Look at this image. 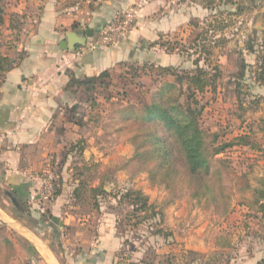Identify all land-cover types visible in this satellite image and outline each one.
Wrapping results in <instances>:
<instances>
[{"label":"crops","instance_id":"obj_1","mask_svg":"<svg viewBox=\"0 0 264 264\" xmlns=\"http://www.w3.org/2000/svg\"><path fill=\"white\" fill-rule=\"evenodd\" d=\"M215 3L216 0H181L178 4L175 0H90L83 4L84 15L78 19L75 4L66 6L61 0H20L15 11L27 14L24 16L27 21H21L17 29L20 41L17 40L14 51L2 43L0 46V57L15 62L0 72V240L11 245L8 250L0 243V264H12L14 259H18V264L125 263L121 255L125 254L128 240L119 233L117 204L110 200V186L93 184L87 189L82 183L81 198L74 195L79 182L72 177L70 158L74 153L69 151L80 142L83 149L79 158L84 157L86 162L93 159L96 151L92 147L88 151L92 146L90 137L76 132L77 125L67 118L61 120L62 112L74 105L71 106L73 92L68 87L70 75L83 80L104 71L116 73L120 66L135 62L155 65L163 62L165 67H172L165 63L172 52H161L159 44H184L195 37L207 23L205 18L214 16ZM134 6L141 9L133 31L125 40L80 56L76 49L67 48L68 33L85 37L90 31L88 41L108 21ZM35 15L38 18L32 22L30 17ZM4 24L2 19L0 30ZM3 30L5 35H11V27ZM176 53L181 55L178 51L173 55ZM259 159L264 168V161ZM263 176L264 171L260 178ZM86 189L101 190L107 195L104 199L92 196L87 200L82 197ZM137 191L156 206L145 192ZM92 202L98 205V212L91 207L84 214L83 204L89 207ZM162 215L163 229L171 234L170 239L178 240L176 233L185 230L180 223L188 216L187 211L176 206L163 210ZM172 216L177 226L180 224V228L174 229L176 233L168 225ZM204 222L197 218L195 232L205 230L208 222ZM257 235L264 239L258 221ZM225 247L228 249L195 248L183 253L199 254L201 261L210 255L214 259L224 251L234 255V247L229 243ZM131 254L126 263L131 262L128 260ZM240 254L239 264L264 260V255L254 254L250 258L249 253Z\"/></svg>","mask_w":264,"mask_h":264},{"label":"rangeland","instance_id":"obj_2","mask_svg":"<svg viewBox=\"0 0 264 264\" xmlns=\"http://www.w3.org/2000/svg\"><path fill=\"white\" fill-rule=\"evenodd\" d=\"M89 1L61 0L66 6L77 5L74 12L79 17L78 19L84 15L83 4ZM180 1L175 0L177 4ZM19 2L20 0H0V17L5 21L4 27H2H11L12 29L11 35L8 33L5 35L1 27L0 46L1 43L6 45L9 51H14L15 45L18 43L17 40L20 41V38L17 39V29L21 25V21L24 23L27 21L25 18L27 17L26 13L19 14L15 11ZM237 2L242 12L234 16H228V13L236 8L232 3ZM135 7L140 11V6ZM214 13V16L209 15L205 18L207 23L212 24V27L215 28V39L212 43L216 47L211 50L212 54L209 58L213 62V66L218 65L222 78L218 81L216 92H207L198 97L199 99L202 98L200 106H206L200 117V125L205 133L210 136L217 135L215 145L225 143V141L229 142L238 134L248 132L250 129L259 138L261 136L262 120H264V87L248 79L246 85L250 86V89L248 90L246 86L242 88L243 92L239 93L237 100L231 81L232 75L238 71L240 72L241 62L251 66V69L246 70L250 76L253 74L249 71L256 69L255 56L242 50L253 39L257 43L262 42L264 39V0H216ZM30 18L32 22H36L38 17L35 15ZM223 20L227 28L220 30ZM206 25L202 26L205 30L208 28ZM193 38L194 36L189 39V42H193ZM184 44L186 49L191 47L189 43ZM255 48H257V45ZM159 50L164 51L162 48ZM194 51H188L189 56L185 53L173 55L174 52H172V56H169V60L165 63L173 68L181 67L183 70H192L193 61L197 56H200V53ZM15 56L14 54L12 58ZM200 58H204V55H201ZM144 63L135 62V64L130 65V63L128 65L136 68V66H141ZM160 63V65L164 64L163 62ZM199 65L204 67L202 61ZM110 77L111 86H114L109 89L111 93L100 88L96 92L88 91L84 86L71 88V90H76L74 94H70L73 98L71 106L73 104L77 106L75 117L82 124L76 126L75 130L76 132L81 131L90 137L92 146L88 148V151L92 147L96 154L93 153V159L86 162L83 159L84 157L79 158L74 152V156L70 158V168H72V177L78 182L85 183L87 189L89 185L93 184L103 187L110 186V200L115 201L117 204L115 214H117L119 223L116 221V224L119 233L123 235L125 240H128L124 249L126 255H121L124 264H166L167 257H164V255L168 252H172L170 256L174 257V264H239L242 257L241 251L249 253L248 257L250 258H253L254 254L264 255V239L257 235V221L246 217L249 210L244 207V204L250 202L252 193L248 190L242 191L237 186V176H234L231 170L224 180V185L226 189L229 188V194L231 195L230 211L225 215L226 219L221 214V209H214L213 206H209L205 201L207 200L205 197L201 199L192 198L191 191L185 189L182 185L171 186L172 188L166 189L163 185L150 181L147 170L134 158V146L130 142L140 126L137 123L126 122L119 111L129 104L139 105L137 102L138 92L135 89L136 83L141 81L148 87L151 82L147 77H142L139 80L135 76V72L127 68L126 64L117 68V72L112 73ZM96 93L98 96H95ZM108 96L111 98L106 100ZM145 97L149 102L148 96L145 95ZM239 105H241V108ZM61 111L63 110L61 109ZM62 114L61 120L68 117V111L62 112ZM214 161L218 163L219 167L223 166L226 173V167L234 169L237 175L249 170L247 181L250 186L255 188L264 171L259 157L249 150L234 148L223 155L214 157ZM88 166L90 167L88 168ZM240 186H243V184L240 183ZM87 189L82 197L91 200L93 194ZM125 189L145 192L148 198L156 203L157 209L161 208L162 211L172 210L176 206L184 207L188 216H185L184 224H180L185 226V230L176 233L174 229L180 228V224L177 226L173 216L168 224L177 234L176 239L178 238V240L175 241L174 238L164 240L161 237L154 236L153 234L157 230L154 222H157V220H149L135 227L130 225L134 223V220H130L127 224L125 217L128 216L130 207L126 205H121V207L118 203V199L122 194L121 191ZM0 196H2V193H0ZM99 197L104 199L106 196L101 195ZM83 205L82 212L84 214H87L91 207L94 211H97L93 202L89 207ZM190 217L193 222H191ZM197 218L200 221L204 222L205 220L208 222L203 232H195L194 227ZM162 225L160 228H164ZM228 243L236 250L234 255L224 251L219 256H215L214 259L211 258V255L202 261L198 257L191 258L194 260L191 263L187 253H183L184 250H196L195 248L197 250H212L218 246L223 250H227L228 248L226 249L225 245ZM217 244L218 246H216ZM130 252H133L135 257ZM130 254L131 258H128V260H131V262L126 263V259ZM17 262L18 259H14L12 264H18Z\"/></svg>","mask_w":264,"mask_h":264},{"label":"trees","instance_id":"obj_3","mask_svg":"<svg viewBox=\"0 0 264 264\" xmlns=\"http://www.w3.org/2000/svg\"><path fill=\"white\" fill-rule=\"evenodd\" d=\"M232 5L236 6L235 12L230 11L228 16H234L242 12L238 2L232 3ZM1 22L2 18L0 17V24ZM206 24L208 28L198 32L193 38V42H189V40L185 42L191 45L187 49L185 44L178 42L175 44H172L173 42H161L159 44V47L167 53L178 51L188 56V51L195 50V53H200V56H197L193 61L192 70L188 71L183 70L181 67H165L150 63H144L133 68L130 66L132 64H126L127 68L135 72V76L139 80L142 77H147L151 84L147 87L141 81L136 83L135 89L138 92L137 102L139 105L129 104L121 108L119 113L126 122L137 123L140 126L130 142L134 146V158L147 170L151 182L161 184L166 189L172 188L171 186L182 185V187L191 191L192 198L201 199L205 197L207 199L205 201L209 206H213L214 209H221V214L225 216L230 211L231 195L229 194V188L226 189L224 185V180L231 170L232 174L237 176V186L242 191L248 190L252 193L250 202L244 204V207L249 210L246 217L257 220L262 233H264V176L257 182V187L252 190L247 181L249 170L237 175L234 169L226 167V173L223 166L219 167L218 163L214 161V157L223 155L234 148L249 150L264 161V120H262L261 136L259 138L250 129L248 132L238 134L229 142L225 141V143L218 145H215L217 135L210 136L205 133L200 125V117L206 106H200L202 98L199 99L198 97L207 92H216L218 81L222 78L218 65L213 66V62L209 58L212 54L211 50L216 47L212 43L215 39V28L212 27V24ZM225 28H227V25L223 20L220 30ZM256 45L257 48H255ZM242 51L254 55L257 66L254 71H249L253 74L250 76L246 70L251 69V66L241 62L240 72L238 71L232 75L231 84L237 100L239 93L243 92L242 88L246 86L248 90L250 89V86L246 85L248 79L264 87V39L260 43L253 39ZM201 55H204V58H200ZM201 61L204 63V67L199 65ZM14 63L12 59L0 57V72L9 69ZM110 76L112 74L107 71L83 80L70 75L68 87L71 89L84 86L91 92H96L100 88L111 93L109 89L114 86H111ZM152 88H155L154 91H152ZM71 91L73 94L76 92V90ZM129 92L131 91L129 90ZM145 95L148 96L149 102H147ZM95 96H98V94L96 93ZM108 98L111 97L108 96L106 100ZM180 98L183 102L180 101ZM239 107L241 108V105ZM76 108L77 106L73 105L67 110V121L80 126V120L75 117ZM82 149L80 142H78L71 147L69 152H75V155L79 157ZM240 183L243 186H240ZM81 186L82 182L81 184L79 182L74 193L76 199L81 198L79 193ZM121 193L118 203L130 207L128 216L125 217L127 224L130 220H134V223L130 225L135 227L149 220H157V222H154L157 230L153 235L164 240L171 238L168 231L160 228L163 221L162 211L158 210L155 205L149 204L146 196L136 190L125 189ZM91 194H93L92 196L107 195L101 190H91ZM94 206L98 208L97 204ZM1 242L5 248L10 249L11 245L8 241L0 240ZM168 255L165 263L174 264V257ZM187 255L191 260L188 261L191 263L194 261L191 258H201V255L192 252H188ZM256 264H264V260Z\"/></svg>","mask_w":264,"mask_h":264},{"label":"built area","instance_id":"obj_4","mask_svg":"<svg viewBox=\"0 0 264 264\" xmlns=\"http://www.w3.org/2000/svg\"><path fill=\"white\" fill-rule=\"evenodd\" d=\"M138 13L139 9L134 6L126 10L122 16L108 21L95 37L89 39L84 46L77 47V55L80 56L98 48L112 47L125 40L134 28Z\"/></svg>","mask_w":264,"mask_h":264},{"label":"water","instance_id":"obj_5","mask_svg":"<svg viewBox=\"0 0 264 264\" xmlns=\"http://www.w3.org/2000/svg\"><path fill=\"white\" fill-rule=\"evenodd\" d=\"M91 36V32H86L85 37H79L74 33H68L66 36V45L67 48L71 51H74L77 47H82L86 44L87 37Z\"/></svg>","mask_w":264,"mask_h":264}]
</instances>
